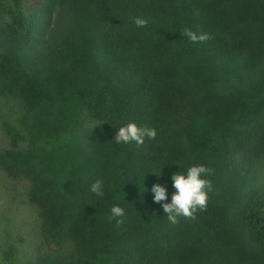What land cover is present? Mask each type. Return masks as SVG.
<instances>
[{
    "label": "trees",
    "instance_id": "1",
    "mask_svg": "<svg viewBox=\"0 0 264 264\" xmlns=\"http://www.w3.org/2000/svg\"><path fill=\"white\" fill-rule=\"evenodd\" d=\"M0 96L8 202L55 247L36 264H264V0H0ZM130 122L155 139L115 143ZM200 164L207 208L173 224L151 188Z\"/></svg>",
    "mask_w": 264,
    "mask_h": 264
},
{
    "label": "clouds",
    "instance_id": "2",
    "mask_svg": "<svg viewBox=\"0 0 264 264\" xmlns=\"http://www.w3.org/2000/svg\"><path fill=\"white\" fill-rule=\"evenodd\" d=\"M148 20L142 17L134 18V24L138 28H145ZM192 43H206L213 39L209 33H197L190 29H185L182 33ZM157 133L155 129L138 126L136 123L130 122L119 128L114 136L117 144L128 145L135 143L137 146L144 144L145 138L155 139ZM213 170L204 165H193L186 172H176L171 176L172 187L174 192L171 196V202L168 200V190L159 183L154 184L151 192L154 196V203L161 204L163 212L166 213L168 220L176 224L178 218L194 220L197 212L205 211L209 199V193L213 191L212 182L206 177L211 176ZM159 177V176H158ZM91 191L98 197H103L102 183L97 180L91 185ZM125 210L120 206L111 208L110 220H115L116 226L119 227L124 223L122 217Z\"/></svg>",
    "mask_w": 264,
    "mask_h": 264
},
{
    "label": "rangeland",
    "instance_id": "3",
    "mask_svg": "<svg viewBox=\"0 0 264 264\" xmlns=\"http://www.w3.org/2000/svg\"><path fill=\"white\" fill-rule=\"evenodd\" d=\"M16 107L8 99L0 96V149L6 144L2 126L9 120ZM256 184L264 186V159L257 170ZM5 176L0 171V264H36L39 254L51 253L55 249L40 243V220L33 207L20 206L16 209L8 202ZM23 181L21 186H26ZM49 250H51L49 252ZM48 251V252H47Z\"/></svg>",
    "mask_w": 264,
    "mask_h": 264
}]
</instances>
